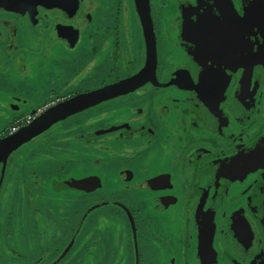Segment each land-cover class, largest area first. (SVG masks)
<instances>
[{
	"label": "flooded vegetation",
	"instance_id": "af4514ba",
	"mask_svg": "<svg viewBox=\"0 0 264 264\" xmlns=\"http://www.w3.org/2000/svg\"><path fill=\"white\" fill-rule=\"evenodd\" d=\"M150 6L154 81L66 119L0 164V264H264V1ZM70 63L81 70L68 76ZM146 63L134 0H0V79L37 81L45 99L36 118ZM98 67L117 79L85 89ZM22 95L12 120L32 105ZM86 178L100 188L61 187ZM107 188L141 196L136 207L92 200ZM70 195L92 202L79 217ZM104 207H115L112 217L94 224Z\"/></svg>",
	"mask_w": 264,
	"mask_h": 264
},
{
	"label": "water",
	"instance_id": "95a60500",
	"mask_svg": "<svg viewBox=\"0 0 264 264\" xmlns=\"http://www.w3.org/2000/svg\"><path fill=\"white\" fill-rule=\"evenodd\" d=\"M134 1L147 47V63L145 68L133 78L122 80L60 103L37 117L27 126L4 138H0V164L5 165L13 152L66 119L96 105L126 95L154 81L157 68V45L150 0ZM250 81L247 77L243 81L247 88ZM259 146H261V143ZM61 187L63 189L74 188L88 193L100 188V185L95 178H86L80 181L65 182Z\"/></svg>",
	"mask_w": 264,
	"mask_h": 264
},
{
	"label": "crops",
	"instance_id": "0c3cea01",
	"mask_svg": "<svg viewBox=\"0 0 264 264\" xmlns=\"http://www.w3.org/2000/svg\"><path fill=\"white\" fill-rule=\"evenodd\" d=\"M212 49L215 50V48H212ZM12 67H14V66H12ZM6 72H9V71H6ZM28 81H30V80H28ZM21 83L22 82L17 81V80H16V82L13 81V79L10 78L9 75L5 77V80L3 78L0 79V120L7 117V116H4L5 113L8 115V119L10 120L9 126L5 129H3V130L7 129L6 133H8V131H9L8 128H11L13 126V123L15 124V122L17 120L21 119V118H19V119L16 118L15 120H12L13 118L18 116L16 109H18V107H22L21 106L22 104L14 102V100L12 99L13 97H20L23 94L22 96H24L25 98L29 99L32 102L31 106L29 105V106L25 107L26 109L23 108L25 110L24 113H26L24 115V117L28 116V115H33L35 112V109L38 106H40L39 103L45 99V97L43 95L39 94V92H38L39 90H36V88L31 89V90H27L26 92H23L19 86ZM5 84H6V87H5L6 89H3V85H5ZM3 130L0 129V136H1V133L3 132ZM261 148L262 147H259V149H261ZM78 161H77V163L74 162V165H77V167L78 166L81 167L82 162L79 163ZM61 162H62V160L60 161V163ZM60 163H59L58 167H60ZM53 174H56V173L54 172ZM70 198H71L70 210L72 211L73 207H75L76 211L78 212V214H77L78 217L81 215V213H84L86 211L87 207L91 204V202L83 201V199H80L81 197H78V196L71 197V195H70Z\"/></svg>",
	"mask_w": 264,
	"mask_h": 264
},
{
	"label": "rangeland",
	"instance_id": "374dc122",
	"mask_svg": "<svg viewBox=\"0 0 264 264\" xmlns=\"http://www.w3.org/2000/svg\"><path fill=\"white\" fill-rule=\"evenodd\" d=\"M83 58V57H82ZM79 64H80V62H79ZM65 66H66V64H65ZM75 66V63H70L68 66H67V69L65 70V74L67 75L68 74V76L69 75H72L74 72H77V71H80L81 69H83L84 67H85V65L84 64H80L78 67H80L79 69L77 68H75L74 67ZM69 68V69H68ZM76 69V70H75ZM107 69L108 68H105V67H102V68H100V67H98L96 70H95V75L97 76V77H95L94 79H93V81H92V83H90L89 85H87L86 87H85V89H95V88H98L99 86H102L104 83L105 84H108V83H114V81L117 79V76H114V77H111L112 79H110V81H109V78H108V76H107V74H106V72H107ZM132 69H136L134 66L132 67ZM132 72H134V71H132ZM44 74V73H43ZM43 79H45L44 78V76L43 75H41V77L39 78V80H43ZM38 80V81H39ZM36 82L37 81H33V82H31V81H28V82H26V83H21L19 86H20V89L23 91V92H26L27 90H29V89H34L33 87L36 85ZM99 83H101L100 85H97V86H95L96 84H99ZM36 86H39V85H36ZM6 87V84L5 85H3V89H6L5 88ZM45 87V85H43L42 83H41V85H40V88H44ZM37 89H38V87H36ZM45 88H47V85H46V87ZM44 88V89H45ZM133 98H130L129 100H132ZM129 102H135L138 106L139 105H141V102L140 101H137V100H132V101H129ZM113 106H117L118 107V105L117 104H111L110 106H107V107H113ZM103 108H105V107H103ZM95 109H97V108H94V109H92L91 111H96ZM90 110L88 111V112H86V114H84L85 116L86 115H88L87 113H89V112H91ZM84 115H82V116H84ZM77 116H79V115H77ZM9 124H10V120L8 119V117H6V118H3V119H1L0 120V129L1 130H3V129H5V128H7L8 126H9ZM105 180V179H104ZM107 181H109V179H107ZM107 184L108 185H110L111 183H109V182H107ZM115 194H114V192H113V190L111 189V188H107L106 189V192L105 191H102V193H100V195H99V197H100V199H92L93 201H97V202H99L100 200H102L103 198V200H116V201H118V202H121V201H125V202H127L128 203V201H130V203H132L133 204V206L134 207H136V205H137V203L136 202H138L139 201V199H138V197L139 196H141V192H136L135 193V197L133 198V196L129 199L128 198V196H129V192H126V193H123L122 195H116V196H114ZM128 199V200H127ZM132 201V202H131ZM92 203V202H91ZM115 207H104V208H101V209H98L96 212H94V214L92 215V216H94V217H96V219H94V224H96V223H98L99 222V218L98 217H100L101 215H107L108 217H112L111 215L114 213V209ZM110 215V216H109ZM111 219H113V218H111ZM117 219H118V221H121V222H123V223H127V225H129V219L128 218H125V217H117ZM102 264H104V263H102Z\"/></svg>",
	"mask_w": 264,
	"mask_h": 264
},
{
	"label": "built area",
	"instance_id": "2783aa9c",
	"mask_svg": "<svg viewBox=\"0 0 264 264\" xmlns=\"http://www.w3.org/2000/svg\"><path fill=\"white\" fill-rule=\"evenodd\" d=\"M39 114H33V115H28V116H25L24 118H22V119H20V120H17L16 122H15V125L16 126H21V125H23V124H25V123H31L32 121H34L35 120V118H36V116H38ZM10 134H12V133H14V132H16V129H14V128H12V129H9V131H8Z\"/></svg>",
	"mask_w": 264,
	"mask_h": 264
}]
</instances>
